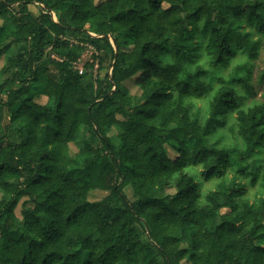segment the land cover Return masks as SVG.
I'll list each match as a JSON object with an SVG mask.
<instances>
[{"label":"clouds","instance_id":"clouds-1","mask_svg":"<svg viewBox=\"0 0 264 264\" xmlns=\"http://www.w3.org/2000/svg\"><path fill=\"white\" fill-rule=\"evenodd\" d=\"M0 264H264V0H0Z\"/></svg>","mask_w":264,"mask_h":264}]
</instances>
